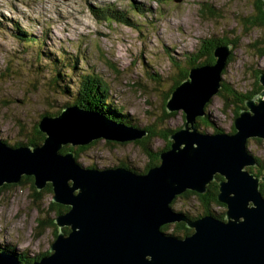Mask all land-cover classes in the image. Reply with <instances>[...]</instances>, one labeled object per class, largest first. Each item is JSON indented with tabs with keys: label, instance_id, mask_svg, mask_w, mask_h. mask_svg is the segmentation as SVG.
I'll return each instance as SVG.
<instances>
[{
	"label": "rangeland",
	"instance_id": "374dc122",
	"mask_svg": "<svg viewBox=\"0 0 264 264\" xmlns=\"http://www.w3.org/2000/svg\"><path fill=\"white\" fill-rule=\"evenodd\" d=\"M255 3L256 0H0L1 141L11 147L26 142L40 117L47 113L57 115L64 106L72 105L73 94L65 92L63 86L76 88L77 72L100 76L108 85V97L113 105L129 117L128 127L143 130L146 125L156 123V129L164 132L163 129L182 128L183 111H168L169 97L164 99L178 75L176 61L178 66H187L186 55L198 49L202 40H234L236 45L231 47L221 82L241 93L253 90L260 83L258 74L264 72V54L260 55V46L264 47V27L245 21L254 13ZM105 7L123 10L129 20L125 18L124 24L103 18L100 10ZM21 32L26 35L20 36ZM28 37L38 39V43L27 44L33 40L23 41ZM47 54L57 62L64 58L66 64L78 63L75 69L68 68L64 72L57 69L64 74L63 81L57 76L49 81ZM220 92L213 94L207 103V121L200 122L199 127L203 132H235V129L230 132L233 109L223 110L225 100L229 99ZM165 113L172 114L163 116ZM252 138L246 143L248 152L264 162V141L257 143ZM167 140L172 142L169 137L164 140L158 136L144 141L148 155L133 140L116 142L98 138L79 153L78 163L99 169L119 165L146 173L149 168L160 165L158 155L169 149H163ZM154 158H158L157 163L148 167ZM262 173L255 176L261 178ZM13 185L0 187L3 188L0 191L1 248L8 245L27 258L40 256L46 250L47 254L51 253L48 247L56 238L54 229L42 222L37 224L36 218L48 217L53 221L58 215L50 211L51 203H55L52 192L36 195L34 191L41 189L30 182ZM186 191L195 194L187 199L178 195L172 208L201 217L202 207L197 195L202 193ZM211 209L217 213L225 211L226 207L213 205ZM175 224L169 222L164 231L173 233ZM65 229L69 227H61ZM56 230L58 232L57 226Z\"/></svg>",
	"mask_w": 264,
	"mask_h": 264
},
{
	"label": "water",
	"instance_id": "95a60500",
	"mask_svg": "<svg viewBox=\"0 0 264 264\" xmlns=\"http://www.w3.org/2000/svg\"><path fill=\"white\" fill-rule=\"evenodd\" d=\"M261 5L264 9V0ZM231 47L213 48L220 69ZM258 76L263 89L244 100L233 133H198L194 117L204 115V99H196L189 81L174 88L167 109L182 110L186 121L169 135L172 142L159 153L160 165L146 173L121 166L82 167L73 151L61 152L65 144L82 146L98 138L126 142L146 134L75 105L40 117L37 127L45 137L35 148H14L0 139V187L31 175L38 189L50 181L52 200L69 207L53 218L58 232L48 247L51 253L35 264H264V197L259 190L264 176L244 167L257 164L247 138H264V74ZM218 87L216 82L205 90L207 98ZM216 171L226 178L217 182L226 223L203 216L185 223L195 230L188 237L163 235L162 224L186 219L170 208L174 197L189 188L204 192L205 181ZM11 255L0 251V264H19Z\"/></svg>",
	"mask_w": 264,
	"mask_h": 264
},
{
	"label": "trees",
	"instance_id": "16d2710c",
	"mask_svg": "<svg viewBox=\"0 0 264 264\" xmlns=\"http://www.w3.org/2000/svg\"><path fill=\"white\" fill-rule=\"evenodd\" d=\"M261 3H262V0H256V3L254 4L255 11H254V13H252V15L250 14V16L248 15L246 17V20H245L246 22L249 21V23L251 25H261L264 27V11H263ZM135 8L138 10V8L136 6H135ZM100 12L102 13L103 18L110 19V20L112 19L113 21H116L118 23L126 24L125 18L127 20H129L127 17V13L124 12L123 10H114L111 7H105L104 9L100 10ZM19 34H20V36L26 35L25 33L23 34L22 32ZM27 39H33V38L28 37V38L23 39V41H25ZM35 42L38 43V39H36V40L33 39L32 41L28 42L27 44H33ZM201 42L202 43L198 49H196L192 53L186 55V61L188 63L187 66H178L179 62L176 61L175 65L178 67V75H177V78L174 80L173 84L170 85V87L168 89L169 94H166L164 101L167 100L170 93L177 86V84H179V82H181L183 79L187 78L188 70L190 68L195 67V66H200L204 63H214L215 58L213 56V47L215 45H217V44H219V45L220 44L221 45L222 44H232V46L234 45V47L236 45L234 40L225 39V38L224 39H207V40H202ZM260 48L262 50L260 55L261 54L263 55L264 54V47L260 46ZM45 58H46V56H45ZM59 59L60 60L57 62L55 57L51 56L50 54H47V58H46L47 66L49 67V71H50V75L47 79L50 78L49 81H53L55 76L60 77L59 79L61 81H63L62 76L64 74H60L57 69H61V71H63V72L65 71V69H68V68L70 70L75 69L76 63H78L75 61L74 62L75 65L72 63L66 64V62L64 61V58H59ZM230 59H231V55L229 56L228 60L230 61ZM223 71H224V69L222 70L221 74L223 73ZM77 77H78V81L76 82L77 87L76 88L73 87V90H71L70 87L68 88V86H66V85H65L66 87L63 86V89L65 90V92L67 90L68 94L69 93L73 94V98L71 99L72 105L78 106L84 110L97 111L101 114L109 115L112 118H114L115 121L118 122L119 124H123L127 127L129 126V123H130L129 117L127 115H124L122 113V110L119 107H116L115 104L113 105L112 100H110L108 97V91H107L108 85L100 78V76H98L97 74H95L93 72H86V73H81V74H78V72H77ZM90 85H91V87H90ZM220 89H219V92L221 91ZM261 89H262V86L260 85V83H258V85L255 86V88L253 90L246 92V93H241V92H238L235 89L231 88V86H228L226 83L223 82L222 83V91L220 92V94H222L223 96H225L229 99V100L224 99L225 105L223 106V108H224L223 110H225L226 108L232 107L231 109H233L234 117H235L236 115H238L240 109L243 108L244 100L246 98L251 97L256 92H259ZM92 99H94L93 101H96V102H92ZM109 101L111 103H107ZM207 103L204 106V111H206L205 109L208 105ZM230 103H231V105H229ZM72 105H69V106H72ZM234 106H235V108H234ZM114 108H116V110ZM171 114L172 113H165L163 116L171 115ZM206 116L205 117L197 116L195 118L196 119L195 120L196 126L198 128L201 125L200 122L206 123V121H207ZM37 123H38V121L33 124L32 132L30 134L31 136H29L26 139V142H18V143H15V145H13V146H18L21 144H28V145L30 144L31 146H37V145L41 144L44 140L45 134L38 130ZM156 128H157L156 123H153L151 125H146L145 127H143V131L147 132V134L146 135L144 134L139 139L133 140L136 143L140 144L146 153L148 152V149L145 148L144 141H148L153 136H158V137L166 140L169 137V135L172 134L177 129V128L176 129H163L166 131V132H164V131H162V129L157 130ZM233 131H234V127L231 125V131L230 132H233ZM252 139L254 141H256L257 143L264 141V139L256 138V137H253ZM247 141H249V139H247ZM169 145H170V141L167 140V143L163 149L169 148ZM87 147H89V146H87V145L86 146H78L77 148H72L69 146H67V147L63 146L61 148V152H66L68 150L73 149L71 151L74 152L75 160L78 162L79 153L82 150H85ZM147 154L150 155L149 152ZM255 158L257 161L256 166H250V167H248V170L250 172H253L256 176H261L263 174L262 172H264V162H262L257 156H255ZM154 159H155V161L150 162L149 165H147L148 167L157 163L158 158H154ZM215 176H216L217 180L211 181L207 185L206 192L197 195L198 201L202 207V214H200V216L207 214V213H213L215 216H217L219 218H223L224 212L219 211L216 213L211 209L213 205L226 207V205L224 203L220 202L217 199V194H218L217 182H218V180L220 181L222 179V177L218 174H215ZM27 182H30L31 185H33L34 184L33 177L24 175L19 183L20 184H26ZM12 186H14V185L13 184H5L2 187L7 188V187H12ZM2 189L3 188H0V191ZM259 190H260L261 194L264 196V181H260ZM34 192L36 195H40L42 192H52V190H51L50 184L48 183L40 191L38 190V191H34ZM190 194H195V193L191 192V191H184L183 193L179 194V197L187 199V198H189ZM177 196H175V198H177ZM175 198L171 202V204H170L171 206L175 202ZM68 209H69L68 206L63 205V204H59V203H51V205H50V211L54 210L56 214L64 213ZM183 213L188 218H195V216H191L189 214V212H183ZM36 219H37L36 220L37 224L42 222V225L52 227L54 229L53 235H54V237L56 236L57 230H56L55 223L52 221V219H50L48 217L46 219H42L40 217H37ZM167 228H168V224H163L161 226L162 230H167ZM64 231L68 232L69 229H65ZM191 232H192V229H189L185 225V222H181V221L176 222V224L174 225L173 233L178 235V236H185L187 234H190ZM3 246L4 247L1 248V244H0V250L5 249V251L13 254L14 256H16L18 258V260H20V262L22 264L23 263L24 264L25 263H31L35 260H38L40 257H42L43 255H46L48 253V251L46 250L43 254H39L40 256L36 255V256H34V258H30V257L27 258L22 253H16L15 251H13V249H14L13 247L11 249L8 245L4 244Z\"/></svg>",
	"mask_w": 264,
	"mask_h": 264
},
{
	"label": "bare ground",
	"instance_id": "6f19581e",
	"mask_svg": "<svg viewBox=\"0 0 264 264\" xmlns=\"http://www.w3.org/2000/svg\"><path fill=\"white\" fill-rule=\"evenodd\" d=\"M213 56H214V54H213ZM228 57V56H227ZM227 57H226V59H225V64H226V60H227ZM214 58H215V61H214V63H204V64H202V65H200V66H195V67H192V68H190L189 69V71H188V75H187V78H185V79H183L181 82H179V84H177V86H179L183 81H189L190 83H189V85H190V89L191 90H193L196 94H194L195 96H196V99L197 100H200V98H199V96H201V98H203L204 99V103H203V111H204V106H205V104L210 100V98H211V96L213 95V94H211L208 98H207V95L209 94V92L206 94V92H205V90H208L212 85H213V83L215 84L216 82L218 83V85H219V87H218V89H217V91H216V93L219 91V89L221 88V85H222V79H221V72H222V70L224 69V67H225V64L224 65H222V67H221V69H220V64H222L219 60H217L216 59V57L214 56ZM215 71L218 73V75H216V73H215ZM263 74H264V72H262ZM216 93H214V94H216ZM207 98V99H206ZM199 102V101H198ZM245 105V104H244ZM80 108V107H79ZM244 108V107H243ZM80 109H82V108H80ZM83 111H85L84 109H82ZM92 113H96V114H100L101 116H103L104 118H106V119H108V120H110V121H112V122H115L114 120H113V118H111V117H108L107 115H103V114H101V113H98V112H93L92 111ZM238 115H239V113H238ZM238 115H236L234 118H236ZM54 116V115H53ZM185 116V115H184ZM200 116H202V117H205V111H204V115H200ZM197 116H195L194 117V126H196V118ZM186 121V120H185ZM115 123H117L118 124V122H115ZM192 125H193V123H192ZM188 126H190V123L188 124ZM233 127H234V124H233ZM196 129H197V132L198 133H206V134H210V133H226V132H219V131H217V132H208V131H206V132H203V131H201V130H199V128L196 126ZM39 130V129H38ZM178 130V129H177ZM40 131V130H39ZM43 133V132H42ZM251 137H256V138H261V139H264V138H262V137H258V136H251ZM250 137H248L247 139H249ZM137 139H139V138H137ZM136 140V139H135ZM108 141H114V140H108ZM2 142H3V140H2ZM116 142H118V141H116ZM4 143V142H3ZM91 143V142H90ZM247 143V142H246ZM5 144V143H4ZM89 144V143H88ZM88 144H86V145H88ZM6 145V144H5ZM8 146V145H7ZM30 146V145H29ZM71 146H73V145H71ZM75 146H77V145H75ZM82 146H85V145H82ZM31 147H33V148H35L36 146H31ZM15 148V147H14ZM13 148V149H14ZM69 151V150H68ZM71 151V150H70ZM73 155H74V152H73ZM254 156V155H253ZM255 157V156H254ZM256 159V158H255ZM119 166V165H118ZM255 166V165H254ZM83 167V166H82ZM86 167V166H85ZM245 167V169H246V167L247 166H244ZM250 167V166H249ZM127 168V167H126ZM95 169H97V170H99L98 168H95ZM130 170V169H129ZM131 172H134L133 170H130ZM249 171V170H248ZM251 173V172H250ZM215 174H218V175H221V174H219V172H215L214 173V175H213V179L212 180H210V181H205V184H204V192H198V191H196L195 189H192V188H189V189H185V191L186 190H194V191H196V192H198V193H205L206 192V190H207V185L211 182V181H216L217 179H216V176H215ZM254 174V173H253ZM255 175V174H254ZM24 175H21L20 176V178H19V182H20V180L22 179V177H23ZM25 176H29V175H25ZM221 177H222V179L220 180V181H226V178L225 177H223L222 175H221ZM34 178V177H33ZM219 181V180H218ZM262 181V180H261ZM50 184V186H51V182L50 181H48L47 183H46V185L47 184ZM11 184H13V183H11ZM218 184V183H217ZM45 185V186H46ZM260 185V184H259ZM44 186V187H45ZM2 187V186H1ZM43 187V188H44ZM38 189V188H37ZM42 189V188H41ZM219 191L220 190H218V193H219ZM177 196V195H176ZM175 198V197H174ZM173 201V200H172ZM54 202V201H53ZM171 204V203H170ZM169 204V206H170V208L173 210V211H176V212H179L178 210H175L174 208H172V206ZM225 204V203H224ZM226 205V204H225ZM227 208V207H226ZM180 212H182V211H180ZM224 213L226 212V210L225 211H223ZM224 213H223V216H224ZM182 214L184 215V213L182 212ZM185 216V215H184ZM203 216H209V217H211L212 219H214V220H217V221H219V222H221V223H226V217H223V218H219V217H217V216H215L214 214H204V215H201V217H203ZM184 218H186L185 220H183V219H181V220H177V219H175V220H172V221H168V222H165L164 224H169V222H188V221H193V220H195V219H198V217H195V218H188V217H184ZM240 218V220H242V217H239ZM228 220H233L232 218H230V217H228L227 218ZM54 222V221H53ZM163 225V224H162ZM161 225V226H162ZM161 226H160V232L163 234V235H166V236H168V237H173V236H175V237H177V238H179V239H183V238H185V237H188V236H190L191 234H193V232H195V230H194V227L193 226H187V227H190L191 229H192V232L190 233V234H187V235H185V236H178V235H175V234H173V233H166L164 230H162L161 229ZM63 231V230H62ZM65 232V231H64ZM69 232V231H68ZM67 233V232H66ZM57 235V234H56ZM0 251H3V252H5L4 250H0ZM11 254V253H10ZM13 255V254H12ZM11 255V257H14V255L12 256ZM46 255H48V254H46ZM45 256V255H44ZM13 261L14 262H16V263H19V264H22L21 262H20V260H18V258L15 256L14 258H13ZM35 262H37V260H35V261H33V263H31V264H35ZM24 264V263H23ZM25 264H30V263H25Z\"/></svg>",
	"mask_w": 264,
	"mask_h": 264
}]
</instances>
